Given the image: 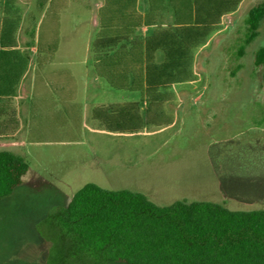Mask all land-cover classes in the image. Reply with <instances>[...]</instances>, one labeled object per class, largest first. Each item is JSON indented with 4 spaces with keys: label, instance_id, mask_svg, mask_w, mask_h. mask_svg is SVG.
<instances>
[{
    "label": "rangeland",
    "instance_id": "1",
    "mask_svg": "<svg viewBox=\"0 0 264 264\" xmlns=\"http://www.w3.org/2000/svg\"><path fill=\"white\" fill-rule=\"evenodd\" d=\"M261 1L243 0L195 49L193 80L169 89V124L116 133L93 118L94 109L139 102L140 94L114 89L95 73L91 47L103 0H18L17 41L23 51L28 42L33 47L14 100L20 127L0 138V151L21 155L29 171L0 199V264H45L44 220L90 183L139 192L159 206L207 201L264 210V68L255 66L264 19L238 56L249 11ZM138 9L147 12V0ZM171 23L168 13L159 27ZM40 39L46 50L59 46L38 71Z\"/></svg>",
    "mask_w": 264,
    "mask_h": 264
},
{
    "label": "trees",
    "instance_id": "2",
    "mask_svg": "<svg viewBox=\"0 0 264 264\" xmlns=\"http://www.w3.org/2000/svg\"><path fill=\"white\" fill-rule=\"evenodd\" d=\"M138 1L103 0L98 12L99 31L91 47L96 75L114 89L140 94L139 102L94 109L93 118L110 132L137 133L146 124H169L165 104L174 100L169 89L193 80L195 49L222 28L243 0H147L144 14ZM1 3L0 138H8L20 127L14 100L33 42L23 51L17 41V0ZM168 13L172 23L159 27ZM263 19L264 0L249 11L238 56L257 37ZM41 41L38 71L55 59L59 46L58 41L46 50ZM255 66L264 68V48ZM28 171L21 155L0 151V199L10 196ZM42 232L49 245L45 264H264V210L232 211L207 201L159 206L142 193L92 183L67 207L50 213Z\"/></svg>",
    "mask_w": 264,
    "mask_h": 264
},
{
    "label": "crops",
    "instance_id": "3",
    "mask_svg": "<svg viewBox=\"0 0 264 264\" xmlns=\"http://www.w3.org/2000/svg\"><path fill=\"white\" fill-rule=\"evenodd\" d=\"M17 2H18V0H17ZM146 11H142V13H145ZM148 34V31L145 29V28H143L142 30H141V35H143V36H146Z\"/></svg>",
    "mask_w": 264,
    "mask_h": 264
}]
</instances>
